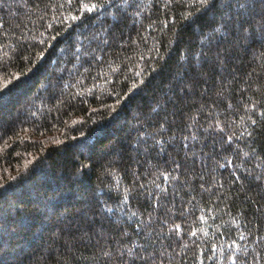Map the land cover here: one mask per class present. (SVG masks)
Returning <instances> with one entry per match:
<instances>
[{
    "label": "trees",
    "instance_id": "1",
    "mask_svg": "<svg viewBox=\"0 0 264 264\" xmlns=\"http://www.w3.org/2000/svg\"><path fill=\"white\" fill-rule=\"evenodd\" d=\"M0 264H264V0H0Z\"/></svg>",
    "mask_w": 264,
    "mask_h": 264
},
{
    "label": "snow or ice",
    "instance_id": "2",
    "mask_svg": "<svg viewBox=\"0 0 264 264\" xmlns=\"http://www.w3.org/2000/svg\"><path fill=\"white\" fill-rule=\"evenodd\" d=\"M201 3L206 5V4L209 3V0H201ZM84 7H85L88 11H91L92 8L95 7V5H91V6H89V4H85ZM74 19H75V18H74Z\"/></svg>",
    "mask_w": 264,
    "mask_h": 264
}]
</instances>
